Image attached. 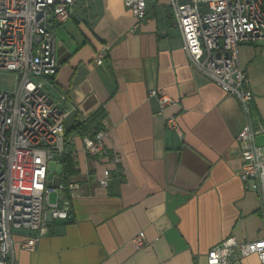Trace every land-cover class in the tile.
I'll return each instance as SVG.
<instances>
[{
	"label": "crops",
	"instance_id": "crops-1",
	"mask_svg": "<svg viewBox=\"0 0 264 264\" xmlns=\"http://www.w3.org/2000/svg\"><path fill=\"white\" fill-rule=\"evenodd\" d=\"M73 10L55 27L58 72L41 79L68 114L66 133L88 127L70 133L67 151L50 166L55 185H78L71 218L51 221L33 249L22 248L24 233L16 232L14 263L207 264L208 250L229 236L262 237L261 203L239 177L236 137L248 117L264 124V45L239 46L254 93L248 115L236 96L191 65L170 0H149L148 15L135 29L123 0H75ZM103 45L108 55L97 64ZM155 89L174 103L162 109L158 97L149 96ZM99 115L121 172L83 150L82 137L98 129L91 122ZM170 116L180 130L167 127ZM69 154L79 170L65 183L62 160ZM107 168L113 177L104 187L98 179ZM141 230L150 245L137 249L132 238ZM256 262L255 256L244 260Z\"/></svg>",
	"mask_w": 264,
	"mask_h": 264
},
{
	"label": "built area",
	"instance_id": "built-area-1",
	"mask_svg": "<svg viewBox=\"0 0 264 264\" xmlns=\"http://www.w3.org/2000/svg\"><path fill=\"white\" fill-rule=\"evenodd\" d=\"M148 1L123 0L135 18L133 29L147 17ZM74 3L0 0V69L17 76L14 91L0 89V264H15L16 232L24 233L21 247L33 249L48 233L51 221L71 218L77 183L55 185L49 178L52 161L67 151L70 141L68 114L44 89L41 79L58 72L55 27L73 16ZM170 5L191 65L236 96L249 115L254 93L240 63L239 46L246 42L264 45V0H170ZM107 55L108 47L101 46L95 56L97 64ZM149 96H157L162 109L174 103L162 89L151 90ZM248 118L236 137L239 177L245 190L258 194L264 221V147L256 144V137L264 135V124L254 125ZM166 124L180 130L175 116L168 117ZM106 135L104 129L83 135V150L96 159L106 158L121 172V158L106 147ZM112 177L113 170L107 168L98 182L108 187ZM132 243L137 249L150 245L143 230L133 236ZM250 256L256 257V264H264V230L255 240L223 239L208 250L206 261L245 264Z\"/></svg>",
	"mask_w": 264,
	"mask_h": 264
},
{
	"label": "trees",
	"instance_id": "trees-1",
	"mask_svg": "<svg viewBox=\"0 0 264 264\" xmlns=\"http://www.w3.org/2000/svg\"><path fill=\"white\" fill-rule=\"evenodd\" d=\"M99 118H101V115L96 116V117L92 120L91 124H92V123H96V124H97V128H98V129H101V128H99V127H100V126H99V123H97L98 120H99ZM87 128H88V127H85V126L82 127V126L79 125V126L73 128V129H71L69 132H67V133H66V136L68 137V136L70 135L71 132L84 133V131H86ZM98 129H96V130H98ZM62 163H63V168H64L63 172H64L65 183H67V179H68V177H69L70 175L76 174V173L78 172L79 169H78V167H77V163H76L75 158H73L70 154H69V155H64V156H63Z\"/></svg>",
	"mask_w": 264,
	"mask_h": 264
},
{
	"label": "rangeland",
	"instance_id": "rangeland-1",
	"mask_svg": "<svg viewBox=\"0 0 264 264\" xmlns=\"http://www.w3.org/2000/svg\"><path fill=\"white\" fill-rule=\"evenodd\" d=\"M16 84H17L16 74L9 72L7 70L0 69V89L14 91L16 88ZM53 168L58 169L59 170L58 172H60L61 170V166L57 161H55ZM52 176H55V174H52ZM52 200H54V197H52Z\"/></svg>",
	"mask_w": 264,
	"mask_h": 264
},
{
	"label": "water",
	"instance_id": "water-1",
	"mask_svg": "<svg viewBox=\"0 0 264 264\" xmlns=\"http://www.w3.org/2000/svg\"><path fill=\"white\" fill-rule=\"evenodd\" d=\"M256 144L259 147H264V135H259L256 137Z\"/></svg>",
	"mask_w": 264,
	"mask_h": 264
}]
</instances>
